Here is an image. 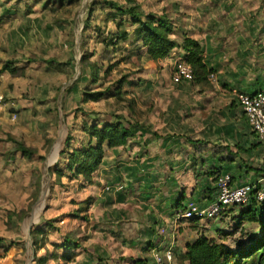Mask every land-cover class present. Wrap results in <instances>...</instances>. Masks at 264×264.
<instances>
[{"label": "crops", "instance_id": "0c3cea01", "mask_svg": "<svg viewBox=\"0 0 264 264\" xmlns=\"http://www.w3.org/2000/svg\"><path fill=\"white\" fill-rule=\"evenodd\" d=\"M164 14L175 42L166 57L153 61L140 45L124 52L142 67L126 98L149 99L150 119H121L132 133L125 145L105 149L91 184L70 181L80 184L77 203L88 198L90 206L75 229L73 260L55 264H152L151 250L173 237L176 257L187 243L181 238L188 221L174 223L182 200L204 207L215 199L218 175L244 184L251 170L263 171L260 144L234 93L264 89V0H175ZM186 38L201 47L212 71L207 83L171 81Z\"/></svg>", "mask_w": 264, "mask_h": 264}, {"label": "rangeland", "instance_id": "374dc122", "mask_svg": "<svg viewBox=\"0 0 264 264\" xmlns=\"http://www.w3.org/2000/svg\"><path fill=\"white\" fill-rule=\"evenodd\" d=\"M92 1L0 0V69L7 65L14 72L0 73V237L3 244L12 242L13 247L17 248L16 254L0 258V264H14L13 259L21 256L24 241L29 239V227L25 232L21 231L20 219L25 214L33 213L35 206L42 202L40 199L43 194L45 193L44 199L48 197L49 189L52 194L45 202L47 206L38 223L51 221L54 229L48 233L50 242H58L68 230H73L76 235L75 229H79L77 225L83 217H87L83 212L78 214L80 218L77 220L70 218L79 207L76 192L80 184L77 186L78 183L70 182L67 178H62L59 182L49 171L54 167L53 163L64 167L69 150L64 144L56 145L63 134L64 140L69 144L79 146L87 141V137L79 130L81 122L91 123L95 119L113 121L117 118L150 119L149 109L152 105L149 104V99L142 104L131 97L129 102L123 103L116 98H106L96 103H80L81 91L86 85L93 90H103L119 79V67L131 73L141 67L137 65L138 60L131 56L118 62L119 54H114L110 47L113 66L108 74L104 73L110 65L103 56L102 43L106 31L102 16L107 10L94 5L90 16ZM136 1L144 13L153 11L156 14H164L166 6L175 2ZM98 26L103 32L101 35L94 29ZM113 29V24H110L109 31ZM130 46L124 44V52ZM124 55L126 56L125 53ZM83 56L87 57L86 65L89 60L103 69L98 73L99 80L93 87L90 86L89 71L80 62ZM138 79L136 75L130 78L135 86L139 84ZM127 88L125 85L124 89ZM139 106L144 110H140ZM77 107L75 120L70 119L69 115ZM20 147L30 152L29 158L21 156ZM59 148L66 151L61 157H57ZM48 163L51 166L46 169ZM202 165L204 162H201ZM263 173L251 170L249 183ZM85 200L88 201V198ZM182 202L183 200L179 207L174 208V213L183 212L185 204ZM213 202L214 200L211 203ZM239 211V207H229L219 219H196V224L188 221V225L184 226L186 233L181 242H189L204 234L209 239L236 250L239 244L259 231L255 224H238L236 217ZM46 251L50 253L54 250L47 245L37 256L45 255ZM60 253L61 251L57 252ZM175 258L177 264H184L179 253ZM56 262L50 260L48 263ZM26 264H34L30 252H27Z\"/></svg>", "mask_w": 264, "mask_h": 264}, {"label": "trees", "instance_id": "16d2710c", "mask_svg": "<svg viewBox=\"0 0 264 264\" xmlns=\"http://www.w3.org/2000/svg\"><path fill=\"white\" fill-rule=\"evenodd\" d=\"M94 5H100L102 9L107 12L102 16V24L106 30L104 33L103 43V56L107 58L110 65L106 68L104 73H109L113 66L111 53L109 48L112 47L114 54H119L118 62H123L127 59L124 55V44L131 45L132 47L139 48V45L145 48L148 57L157 61L166 57L170 51L175 47V42L171 38L173 33V26L166 14H156L153 12L144 13L141 6L136 0H93L89 14L93 13ZM114 26L112 31H109V25ZM96 32L100 35L101 27H94ZM123 44V45H122ZM123 46V47H122ZM182 48L185 52L184 59L191 66L193 72V83L203 84L207 83L210 79L212 71L207 69L203 62V53L199 43L192 39H184ZM122 52V54H120ZM87 56H89L87 54ZM86 56L81 59V65L89 71L90 86L93 87L97 84L99 78L98 73L103 70L95 62L88 60L86 65ZM120 77L114 83L109 84L103 90H93L86 85L81 91V104L89 102L96 103L106 98H116L120 102H129L126 95L127 91L124 86H133L134 83L129 80L132 73L119 67ZM8 71L14 73L13 69L4 65L0 69V73ZM78 107L70 114V119H74ZM68 116V115H67ZM75 120V119H74ZM79 130L87 137L85 144L79 146H72L73 143H68L64 140V134L56 145L64 146L69 150L67 153L64 167L58 163H53L54 167L51 168L50 174H53L55 180L67 178L69 181L81 177L87 184L92 183V175L99 168L105 149H114L125 145L126 141L131 137L129 124L126 125L119 118L113 121H92L81 122ZM64 140V142H63ZM55 145V146H56ZM21 156L29 158L30 152L25 148L20 147ZM63 150H58L57 157L64 155ZM57 159V158H56ZM51 163H48L50 168ZM53 169V170H52ZM52 194L51 189L48 191V197L45 198L39 205H36L32 214H25L20 219V230L26 231L29 229L28 240L24 241V250L21 256L14 260V264H25L27 252L32 254L34 264H48V260H61L63 262H71L73 260L72 252L80 247L79 239L73 231H69L59 242H50L48 240V233L53 231V226L50 220L38 223L41 219L42 212L47 205ZM84 204V205H83ZM83 205V207H81ZM90 206L89 199L79 204L77 211L70 215V218L75 220L80 218L78 214L88 211ZM238 224L248 222L255 224L259 228L258 234L250 237L246 242L238 245L236 250H232L224 243H218L209 239L206 235L200 234L195 239L187 242L185 245L184 253L179 254L181 262L184 264H264V200L255 204L240 208L239 215L236 217ZM82 220H86L83 217ZM197 223L196 219L189 220ZM24 236V235H23ZM52 246V252L46 251L45 255L37 256V253L46 247ZM61 254H57V251ZM17 253V248L13 247V243L3 244V239L0 237V258ZM182 264V263H181Z\"/></svg>", "mask_w": 264, "mask_h": 264}, {"label": "built area", "instance_id": "2783aa9c", "mask_svg": "<svg viewBox=\"0 0 264 264\" xmlns=\"http://www.w3.org/2000/svg\"><path fill=\"white\" fill-rule=\"evenodd\" d=\"M184 56L180 57L173 67L171 81L174 84L193 82L192 68L185 61ZM234 94L238 107L260 144L264 166V89L252 94L243 92H235ZM1 100L2 97H0V103ZM0 109H2L1 105ZM215 181L214 202L201 207L192 200L188 201L183 212L175 214L174 223L181 219L186 221L191 219H206L208 221L219 219L229 207L245 208L253 202L259 204L264 200V173L251 183L236 184L229 174H220L215 178ZM160 233L165 235V229H160ZM174 247L175 239L173 237L161 249L151 250L152 264H177Z\"/></svg>", "mask_w": 264, "mask_h": 264}, {"label": "water", "instance_id": "95a60500", "mask_svg": "<svg viewBox=\"0 0 264 264\" xmlns=\"http://www.w3.org/2000/svg\"><path fill=\"white\" fill-rule=\"evenodd\" d=\"M46 169H48V165L46 166ZM44 194H45V193H44ZM44 194H43L42 198L40 199V201H43V199H44Z\"/></svg>", "mask_w": 264, "mask_h": 264}]
</instances>
